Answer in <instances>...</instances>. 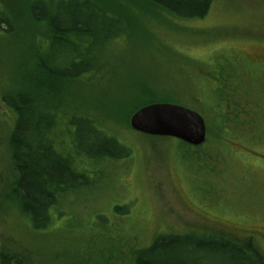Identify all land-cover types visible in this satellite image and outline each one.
<instances>
[{"label":"rangeland","instance_id":"rangeland-1","mask_svg":"<svg viewBox=\"0 0 264 264\" xmlns=\"http://www.w3.org/2000/svg\"><path fill=\"white\" fill-rule=\"evenodd\" d=\"M5 5L14 33L0 35V242L6 240L30 257L31 264H66L81 244L98 246L114 262L118 245L111 235L65 228L66 222H94L98 208L105 217L119 216L117 226L133 232L140 247L161 234L201 229L236 240L250 238L264 255V0H212L199 18L156 14L136 19L135 31L111 43L98 59L94 77L79 82V100L65 106L64 116L86 112L98 117L130 154L114 164L105 157L107 161L90 162L91 185L78 196L88 202V212L80 219L76 211L72 214V207L80 210V202H66L72 217L45 231L33 228L9 189L14 172L7 137L13 117L2 97L15 91L13 79L21 66H28V39L36 29L26 24V0H7ZM102 44L92 39V50L98 54ZM244 59L248 64L241 63ZM230 66L245 81L225 73ZM219 75L228 77L234 99L241 101L245 93L249 99L245 111L250 120L243 126L237 124L240 117L214 125L211 107L217 98L201 91L222 84ZM257 76L263 83L248 79ZM145 89L158 100L167 97V102L200 112L206 122L205 145L196 149L174 137L137 132L129 124L131 112L126 123L112 115L120 106L132 111L133 103L146 97ZM220 96L216 101L224 107ZM115 204H130L128 213L116 214Z\"/></svg>","mask_w":264,"mask_h":264},{"label":"trees","instance_id":"trees-1","mask_svg":"<svg viewBox=\"0 0 264 264\" xmlns=\"http://www.w3.org/2000/svg\"><path fill=\"white\" fill-rule=\"evenodd\" d=\"M211 1L26 0V24L36 29L28 39V66L19 68L13 79L15 91L3 95L2 100L13 117L7 137L14 172L10 194L34 229L45 231L55 221L60 222L61 218L76 213L81 219L89 207L84 197H78L91 185L87 165L107 160L114 164L130 154V149L103 127L98 117L86 112L64 116L65 106L79 100V82H88L94 77L98 59L113 41L128 37L136 30V19L143 20L156 14H169L179 19L199 18L207 13ZM6 2L0 0V35L6 34L4 36L14 33ZM92 39L103 43L98 54L92 50ZM241 63L248 64L246 59ZM229 70L225 73L245 81L243 73L236 72L231 66ZM248 79L256 80L258 84L264 82L259 76ZM220 80L222 84L215 82L214 86L201 91L214 99L221 95L220 90L224 92L220 96L224 107L219 106L217 99L211 103L214 107L208 104L215 114L214 125L217 120L224 124L238 117L240 122L237 124L245 125L250 120L245 111L249 101L245 98L246 93L240 95L241 101L234 99L228 77L223 76ZM66 85L75 89L70 91ZM145 91L144 99L148 101L134 102L133 110L147 103L169 101L167 97L158 100L149 95L147 89ZM119 109L112 115L126 123L133 110L121 106ZM207 141L206 136L205 142L195 148L201 149ZM85 193L89 195L87 191ZM75 201L82 206L80 210L72 207L71 214L65 203ZM129 206L115 204L113 208L122 216L128 213ZM93 211L94 222H66L65 228L88 232L101 230L111 235L118 245L117 258L110 262L103 249L81 244L74 248L73 261L66 264H264V255L250 238L236 240L224 233L194 229L187 233L161 234L148 246L140 247L133 232L126 234L125 227L117 226L119 216L105 217L106 214H102L105 210L98 208ZM0 264H31V260L2 240Z\"/></svg>","mask_w":264,"mask_h":264},{"label":"water","instance_id":"water-1","mask_svg":"<svg viewBox=\"0 0 264 264\" xmlns=\"http://www.w3.org/2000/svg\"><path fill=\"white\" fill-rule=\"evenodd\" d=\"M137 132L177 138L189 145H201L206 139V123L198 111L171 102H152L138 107L129 118Z\"/></svg>","mask_w":264,"mask_h":264},{"label":"flooded vegetation","instance_id":"flooded-vegetation-1","mask_svg":"<svg viewBox=\"0 0 264 264\" xmlns=\"http://www.w3.org/2000/svg\"><path fill=\"white\" fill-rule=\"evenodd\" d=\"M254 67H255V68H257V67L259 68V66H258V65H255Z\"/></svg>","mask_w":264,"mask_h":264}]
</instances>
